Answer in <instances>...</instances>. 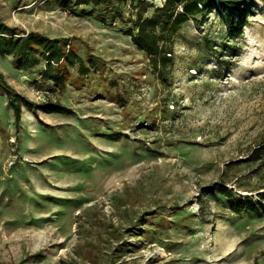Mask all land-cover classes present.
Listing matches in <instances>:
<instances>
[{
    "label": "rangeland",
    "instance_id": "obj_1",
    "mask_svg": "<svg viewBox=\"0 0 264 264\" xmlns=\"http://www.w3.org/2000/svg\"><path fill=\"white\" fill-rule=\"evenodd\" d=\"M113 1L123 18L113 4L0 0V21L67 40L90 66L51 91L43 65L0 55L32 104L16 121L0 89V264H264V0L236 34L217 10L187 21L163 74L128 30L164 0ZM219 183L263 207L233 211L204 190Z\"/></svg>",
    "mask_w": 264,
    "mask_h": 264
},
{
    "label": "trees",
    "instance_id": "obj_2",
    "mask_svg": "<svg viewBox=\"0 0 264 264\" xmlns=\"http://www.w3.org/2000/svg\"><path fill=\"white\" fill-rule=\"evenodd\" d=\"M63 7L70 5L91 6V9L108 4L111 8V18H123L124 12L120 6H115L113 0H50ZM127 0H117L116 5ZM139 3H145L140 0ZM253 0H164L162 5L154 7L151 15L145 16L146 6L137 12L133 22V29L128 30L134 45L142 50L153 69L163 74L172 61L173 55V38L182 26L189 20L198 22L203 14L210 10H217L225 16L229 29L233 34L240 31L239 23L246 21L253 10ZM106 11V8H105ZM104 11V12H105ZM107 15L99 16L103 23L107 22ZM223 44L227 47L228 34L222 36ZM67 40L60 38H50L40 32L29 31L21 32L12 28L6 23L0 21V55H9L12 57L13 64L24 69H33L43 65L40 72L42 81L48 83V89L56 91L66 85L68 79L64 69L78 66L81 74L89 72V65L84 61L82 56L68 46ZM201 45L204 49L210 48L211 53L216 55L218 46L213 47L211 38L202 39ZM68 47V48H67ZM218 61L219 58H218ZM228 61L222 60L221 64L225 65ZM58 66V67H57ZM62 67V68H61ZM218 76V74H216ZM0 89L6 94L8 105L12 108L15 120H20V112L23 105H32L25 96L18 93L7 82L4 75L0 73ZM41 106L48 111L68 110L66 107L51 101H44ZM254 160L264 156V140L252 152ZM252 160V159H251ZM208 194L217 192L223 195L226 202L235 212L252 213L256 207H263L259 200H251L248 196H242L233 191V188L223 183L214 184L204 188Z\"/></svg>",
    "mask_w": 264,
    "mask_h": 264
},
{
    "label": "built area",
    "instance_id": "obj_3",
    "mask_svg": "<svg viewBox=\"0 0 264 264\" xmlns=\"http://www.w3.org/2000/svg\"><path fill=\"white\" fill-rule=\"evenodd\" d=\"M127 5H128V7H130V5H131V4H130V1H127Z\"/></svg>",
    "mask_w": 264,
    "mask_h": 264
}]
</instances>
